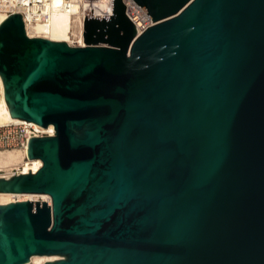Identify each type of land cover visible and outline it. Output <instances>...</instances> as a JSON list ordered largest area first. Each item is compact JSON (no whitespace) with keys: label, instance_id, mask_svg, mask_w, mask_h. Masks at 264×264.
Wrapping results in <instances>:
<instances>
[{"label":"water","instance_id":"water-1","mask_svg":"<svg viewBox=\"0 0 264 264\" xmlns=\"http://www.w3.org/2000/svg\"><path fill=\"white\" fill-rule=\"evenodd\" d=\"M136 1L182 10L130 55L122 0L86 14V46L0 21L12 116L55 124L36 172L0 177L53 198L0 204V264H264V0Z\"/></svg>","mask_w":264,"mask_h":264},{"label":"bare ground","instance_id":"bare-ground-1","mask_svg":"<svg viewBox=\"0 0 264 264\" xmlns=\"http://www.w3.org/2000/svg\"><path fill=\"white\" fill-rule=\"evenodd\" d=\"M122 1L126 4L125 13L131 18V20L136 24L137 27V33L133 36L128 47V55L131 54V48L135 40L149 26L174 17L178 15L182 10L181 9L180 11L166 15L162 18L153 21V17L136 0ZM20 8L23 9V7ZM92 8L93 14L113 15V0H50V4L48 7V18H42L41 20L38 19V21L33 25H30V23H28V19H26V22L24 21L25 27L29 36H40L47 37L56 41H67L71 46H86L88 43H86L84 40L85 17L86 14H92ZM22 9H19L17 12L21 13ZM33 10H37V8L34 7ZM7 15L9 14H6L5 12H0V21L4 19ZM36 15H39V13H36ZM28 16L32 18L33 12L29 11ZM73 36H79L80 40L77 39L78 43H73ZM9 121H30L32 123L40 125L45 129L54 131L55 134L54 123H49L47 126H44L32 120L12 116L10 106L5 94L2 75L0 73V124ZM6 150H8L9 152V149ZM6 150H3V152H5ZM26 153L28 155V150L26 151L25 149H20V151L18 150V152H12L8 154L0 152V167H9L13 164L23 162L24 167H22L23 170L21 173L28 172L29 169L31 170V172H36L43 165V160H41L40 158L26 160ZM29 163L32 164L31 167H28ZM12 167L13 166H11V168ZM38 197H41L43 200H46L49 205H53V198L50 193L14 191H0V204H6L11 201L26 199H31L35 201L38 199ZM58 256L63 257L60 254H33L31 255L30 262L35 259H42V261L45 262L47 260L57 259Z\"/></svg>","mask_w":264,"mask_h":264},{"label":"built area","instance_id":"built-area-1","mask_svg":"<svg viewBox=\"0 0 264 264\" xmlns=\"http://www.w3.org/2000/svg\"><path fill=\"white\" fill-rule=\"evenodd\" d=\"M49 4L50 0H0V12L10 14L11 12H17L19 9H22L20 7H23L21 13L23 19H25L24 21L26 22V19H28V23L33 25L38 19L48 18ZM34 7H36L37 10H33ZM29 11L33 12L32 18L28 16ZM36 13H39V15H36ZM77 39L80 40L79 36H73V43H78ZM50 134H54V131L45 129L30 121H9L0 124V147L19 146L21 149L27 151L31 136ZM25 157L30 160L27 153ZM22 167L23 165L13 166L12 170H4V172H1L3 171V167H0V177H11L15 174H20L23 170Z\"/></svg>","mask_w":264,"mask_h":264},{"label":"rangeland","instance_id":"rangeland-1","mask_svg":"<svg viewBox=\"0 0 264 264\" xmlns=\"http://www.w3.org/2000/svg\"><path fill=\"white\" fill-rule=\"evenodd\" d=\"M6 149H9V152H8V150H6ZM12 149V150H11ZM14 149V150H13ZM17 151H16V150ZM20 147L19 146H13V147H0V150H2V151H0V152H2V153H6V154H8V153H14V152H18V150L20 151ZM3 150H6L5 152H3ZM11 150V151H10ZM25 159L26 160H28L26 157H25ZM21 164V166L23 165V162H20V163H17V164H13V165H11V166H19ZM11 166H6V167H3V171H1V172H4V170H6V171H9V170H12V168H11ZM32 166V164L31 163H29V165H28V167H31ZM24 167V166H23ZM7 168V169H6ZM45 195V194H44ZM38 199H40V200H43L41 197H38ZM61 258V256H58L57 258ZM30 263H32V264H43L44 263V261H42V259H35V260H33V261H31Z\"/></svg>","mask_w":264,"mask_h":264}]
</instances>
